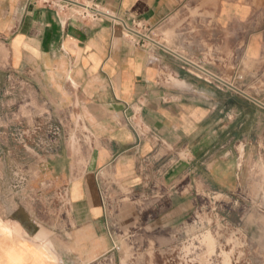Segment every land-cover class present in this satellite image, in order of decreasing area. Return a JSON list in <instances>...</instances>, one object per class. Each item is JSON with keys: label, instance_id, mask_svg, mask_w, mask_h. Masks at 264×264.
I'll use <instances>...</instances> for the list:
<instances>
[{"label": "crops", "instance_id": "0c3cea01", "mask_svg": "<svg viewBox=\"0 0 264 264\" xmlns=\"http://www.w3.org/2000/svg\"><path fill=\"white\" fill-rule=\"evenodd\" d=\"M48 1L0 0V72L60 126L39 184L66 214L0 218V264L41 229L90 264L111 223L148 238L205 192L264 206V0Z\"/></svg>", "mask_w": 264, "mask_h": 264}, {"label": "rangeland", "instance_id": "374dc122", "mask_svg": "<svg viewBox=\"0 0 264 264\" xmlns=\"http://www.w3.org/2000/svg\"><path fill=\"white\" fill-rule=\"evenodd\" d=\"M46 114L22 80L0 72V218L30 230L52 209L66 214L51 192H40L45 157L58 137ZM255 198L244 187L205 192L182 224L148 238L111 223L118 250L90 264H264V206Z\"/></svg>", "mask_w": 264, "mask_h": 264}, {"label": "clouds", "instance_id": "9594fccd", "mask_svg": "<svg viewBox=\"0 0 264 264\" xmlns=\"http://www.w3.org/2000/svg\"><path fill=\"white\" fill-rule=\"evenodd\" d=\"M31 239V245L24 246V251L10 256L6 264H60L50 232L41 229Z\"/></svg>", "mask_w": 264, "mask_h": 264}, {"label": "built area", "instance_id": "2783aa9c", "mask_svg": "<svg viewBox=\"0 0 264 264\" xmlns=\"http://www.w3.org/2000/svg\"><path fill=\"white\" fill-rule=\"evenodd\" d=\"M44 3L47 5V6H55V7H59L58 3L54 2V1H48V0H44ZM137 26V25H136ZM127 30H130V29H127L126 28V31ZM132 33L131 34H136L137 32L135 30H130ZM129 32V31H127ZM136 43H139L141 44L142 42H139V41H136ZM49 127L51 129V133L53 134V136H58L59 133H60V126L57 125V124H53V123H50L49 124ZM115 249V250H118V246L116 245H113L112 246V250Z\"/></svg>", "mask_w": 264, "mask_h": 264}, {"label": "bare ground", "instance_id": "6f19581e", "mask_svg": "<svg viewBox=\"0 0 264 264\" xmlns=\"http://www.w3.org/2000/svg\"><path fill=\"white\" fill-rule=\"evenodd\" d=\"M210 241V240H209ZM211 241H213V240H211ZM207 243V242H206ZM212 243V242H211Z\"/></svg>", "mask_w": 264, "mask_h": 264}]
</instances>
